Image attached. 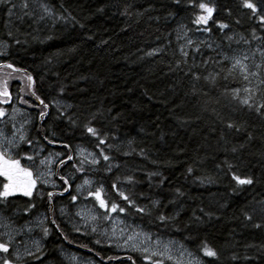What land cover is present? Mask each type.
<instances>
[{
  "label": "trees",
  "instance_id": "16d2710c",
  "mask_svg": "<svg viewBox=\"0 0 264 264\" xmlns=\"http://www.w3.org/2000/svg\"><path fill=\"white\" fill-rule=\"evenodd\" d=\"M41 2L52 7L51 22L23 15V0L0 5V41L9 45L7 55L0 56V62L11 63L31 74L38 95L48 105L50 102L54 105L47 122H36L34 136L54 133L55 139L71 144L72 148L83 145L96 150L95 138L82 125L88 114H102L96 126L110 134L109 143L114 145L110 154L114 157L113 163L120 166L111 174L102 170L92 174L104 183L107 198L123 204L110 185L116 176L132 174L140 183L123 187L138 203L143 205L156 198L162 201L160 209L151 216L129 212L119 214L121 218L156 237L177 239L201 257L199 246L207 240L220 252V259L212 264H264V213L260 211L264 207V118L232 100L228 90L243 88L248 82L242 79L239 69L224 79L230 63L225 62L214 86L201 79L197 96L192 95L191 79L184 74L194 59L199 66L195 70L202 76L208 75L216 66L205 67L201 61L210 56L218 58L216 52L221 49L229 55L249 54V60L254 58L253 53L258 57L256 49L261 42L253 40L252 33L255 29L257 36H264V28L249 17L248 10L239 8V0H214L217 5L214 19L228 23L229 28L221 31L210 21L211 32L196 31L192 19L198 10L189 8L186 0L179 6L173 0ZM28 3V11H32L29 0ZM12 4L16 8L9 17ZM228 8L233 9L231 16L227 15ZM9 31L12 37L7 35ZM229 36L233 38L231 41L227 39ZM241 37L251 41V45ZM16 39L20 40L19 44L15 43ZM188 39L194 45L199 41L211 43L216 51L201 44L200 52L196 53L195 47L187 46ZM181 48L189 52L187 58L182 56ZM154 49H159V53L149 56ZM184 59L187 64L177 69V61ZM260 62L247 60L253 71L254 64ZM3 69H8L11 75H25L23 71L0 68ZM261 72L264 73V68ZM250 79L254 87L257 78ZM13 83L9 89L16 88ZM19 89L22 91L23 86ZM204 92L209 95L205 97ZM57 101L73 106L67 111L81 115V126H72L60 116ZM225 121H234L242 127L239 131L228 129ZM141 149L146 156L139 154ZM225 161L235 165L233 171L251 175L256 182L237 187ZM189 167L193 168L191 173L187 171ZM154 171L167 177L162 186H158L160 177H154L149 186L147 174ZM177 188L183 196H177ZM65 198L53 197L54 220L59 227L51 223L46 195L41 199L34 194L31 200L17 195L9 197L6 206L0 205V208L6 207V215L11 210L20 212L16 217L18 224L40 212L47 216L43 229H49L48 235H44L43 229L37 231L43 242L39 246L41 251H34L39 259L23 256L15 264H69L67 251L93 257L100 264H131L125 256L115 259L121 253L113 251L91 229L78 226L71 219H62L58 214L59 204L71 213L74 207ZM174 198L176 203L168 204ZM92 199L85 201L98 206ZM29 203H35L36 207L25 213ZM201 208L204 213H212L211 218ZM178 210L179 216L165 225L155 219L158 211L171 216ZM245 211L253 220L245 218ZM65 237L72 245L65 242ZM97 240L101 243L97 244ZM130 255L136 264H143L142 254ZM202 258L206 262L211 259Z\"/></svg>",
  "mask_w": 264,
  "mask_h": 264
},
{
  "label": "snow or ice",
  "instance_id": "6c2138e0",
  "mask_svg": "<svg viewBox=\"0 0 264 264\" xmlns=\"http://www.w3.org/2000/svg\"><path fill=\"white\" fill-rule=\"evenodd\" d=\"M35 3L39 4V7L42 9L43 14L37 15L34 11H28L29 3L28 0H23L22 8L25 10L23 15L33 17L36 16L38 21H42L46 16L53 15V9L47 3L41 2V0H34ZM176 5H181L185 0H173ZM5 3H11V0H0V5ZM187 6L192 9H197L198 11L194 12V18L192 23L196 26V31L211 32L212 29L209 27L210 21L215 25L219 30L223 31L229 28V24L214 19V14L217 11V5L214 0L211 2H205V0H186ZM62 6V5H61ZM239 8L248 10L249 17L255 20L262 28H264V0H239ZM16 8L15 4H12V7L8 9V15L11 17L13 15V9ZM103 11V9H100ZM127 9H125L126 14ZM227 15L231 16L233 9H226ZM63 18V17H61ZM73 19H75L73 17ZM239 23V21H237ZM83 27V25H81ZM9 37L13 36V33L9 31L7 33ZM229 41L233 38L231 36L227 37ZM244 43L251 45V41L244 39ZM252 39L258 40L261 42V45L257 47L256 51L259 52L260 56L264 58V36H257L255 29L252 33ZM16 44L20 43V40H15ZM216 51L213 48V44L207 43L204 41H199L195 45L191 39L187 40V46L195 47V52H200V45ZM9 45L6 41H0V56L7 55V48ZM231 45H229V48ZM159 53V49H154L152 52H149L148 55H156ZM182 56L187 58L189 52L181 48ZM253 57L255 53L252 54ZM216 57H208L206 60H202L201 63L207 67L208 65H215L216 67L212 72H209L208 75L202 76L199 71H196L199 66L195 63L193 59V64L188 68L184 73L186 77L191 79V89L192 95L197 96V84L203 79L205 83L215 85L217 78L221 75V70L225 64L228 62L231 64V67L228 69L227 73L224 75V79L227 80L228 76L232 75L236 69H239L240 75L244 81L248 82V85L243 88H234L228 91L231 92L232 100L238 101L241 108L246 109L250 113H255L257 116L264 118V73L261 72V69L264 68V59L260 63H255V71L251 70L250 66L244 61H247L250 57L248 54H242L241 56L229 55L223 49L219 52H216ZM181 64H187V59L179 60L176 63L177 69H180ZM3 66V65H0ZM8 68L13 69L14 65L8 63L6 65ZM250 77L257 78V83L253 87ZM27 80L30 82V92L29 95L34 96L35 100L39 102L40 105H43L44 110L40 111L39 118L41 122L47 116L48 104L45 103L35 91V80L29 74L27 75ZM61 93L64 89L61 87ZM243 92L244 95L241 96L240 93ZM203 95L207 97L208 92H204ZM259 97V99H257ZM12 93L8 88L7 81H0V104L11 105ZM21 100L22 103L28 104L29 101L24 100L22 97H17ZM218 102V101H217ZM56 106L58 109H61L60 116L65 118L68 123L72 126H81V115L73 112H68L67 109H71L73 106L71 104L62 105L61 102L57 101ZM17 109L12 108L11 113L4 107H0V205L6 206L8 204V198L14 197L17 195H22L23 197H28L29 200L36 193L41 199L46 195L49 203L50 210L52 209V201L54 196H64L65 193H69L70 199L75 203L78 199L83 198L87 200L89 197L94 198L98 202L97 212L94 214L92 210L88 212H78L77 215L85 219L86 223L88 221H97L98 219L111 220L112 214H126L129 212H134L137 215L141 216H151L154 211H157L161 207V199H149V203L140 204L137 199L134 198L128 191L124 190V185H135L139 184L140 181L136 178L135 175H123L116 176L115 179L111 182V189L116 196L119 197L120 201L123 204L118 203L116 200L107 198V190L102 181H97L94 177L90 176V173L104 171L107 174H111L114 168H119L118 164L113 163L114 157L110 154L113 150L114 145L109 143L110 134L103 131L101 128L96 126V122L100 119L102 114L100 113H90L84 117L83 128L85 132L90 135V137L95 138V151H90L83 147H78L76 150H73L71 144L63 143L55 139V134H43L42 137H36L30 134V129L26 125H30L31 121H24L17 126L16 114ZM7 118V119H5ZM10 123V131H9ZM225 127L228 129L235 128L237 131L242 127L239 124H236L234 121H225ZM42 132V129L38 130ZM50 135L52 138H50ZM41 139L49 145L62 143L63 147L67 150V153H48L45 156L41 154L45 151L44 146L41 144ZM249 139H251V134H249ZM26 146V147H25ZM118 150V149H117ZM233 152L236 151L234 147ZM23 153V155H21ZM31 153V154H29ZM75 153V154H73ZM125 155H130V153H124ZM140 155L146 156L144 149L140 150ZM31 162L32 165H36L38 160L39 170L34 174L33 166H25L21 163V160ZM72 161V164L69 165L68 162ZM103 162V164H102ZM155 163V162H154ZM53 164L56 165V168H53ZM227 165L228 172L231 175L232 180L235 182L237 187L250 186L253 185L256 180L251 175H241L237 171H233L235 165L225 161ZM65 167L70 168L71 170L67 173H61L60 169ZM189 173L193 171L192 167L187 169ZM79 174L82 177V182L75 184V193L71 194L73 189V184L78 178ZM56 177V179H52ZM154 177H160L159 185L162 186L167 177H163V174L159 171L150 172L147 174V179L149 181V186L151 187L152 180ZM59 181L60 183H57ZM209 182H212L209 179ZM39 186V187H38ZM53 189H59L58 191H45L47 187ZM235 191V189H234ZM177 196H183L184 193L180 191L179 188L175 189ZM141 197L144 196V193L140 194ZM176 199L168 200V204H175ZM264 203V202H262ZM151 205V207L149 206ZM224 206V205H222ZM35 203H29L28 207L24 209L25 213H28L32 208H35ZM5 208H0V227L12 228L11 231L0 232V236L7 237L6 239H0V264H15V261L21 259V254L19 252V246L23 241H18L17 237L20 236L24 228L30 232L32 229L28 225H24L20 228L12 227V221L9 216L5 214ZM99 210H103L100 212ZM200 211L204 213V209L201 208ZM264 213V207L260 209ZM205 215L211 216L212 213H204ZM179 216V210L175 215H166L163 211H158L155 219L159 222L160 225H165L168 222L174 221L176 217ZM244 216L248 221L253 220V216L250 215L247 211L244 212ZM196 219H201V217H196ZM39 224H43V221L40 220ZM52 224H55L56 221L53 219ZM121 224H124L123 220H120ZM255 227H261L260 224H255ZM59 227V225H57ZM77 231L80 229L77 227ZM96 227L92 228V231L95 232ZM121 236H124L125 229H119ZM44 235L47 236L49 229H43ZM113 236L116 234V228L112 229ZM141 235L140 232L133 231L131 235H127L123 241V245L116 243V247L128 246L130 241H133L135 238H138ZM146 241H151L152 236L150 233H144ZM67 239V237H65ZM37 244L36 251L40 252L39 242H34ZM97 244L101 243L100 240L96 241ZM175 241H168L163 243L159 238L156 240V249L151 250L149 247L145 246L144 243L132 244L131 250L133 252H139L144 254L143 259L149 261L150 264H166V261L173 260V249L175 248ZM179 257L187 256L190 258L187 261V264H212L213 261H218L220 259V252L214 246L210 245L207 240L201 241L199 246V252L202 253V257L211 258L207 262L198 254H193L192 252L185 249L184 245L181 244L180 248L177 249ZM25 253L27 256H32L36 259H39L34 252L25 248ZM150 253V254H149ZM99 255V253H97ZM109 260L113 257H109ZM120 259V257H116ZM131 264H136L133 256L129 255L126 257ZM233 260L237 259L234 255ZM247 259V257H246ZM176 264H183V261L177 260Z\"/></svg>",
  "mask_w": 264,
  "mask_h": 264
},
{
  "label": "rangeland",
  "instance_id": "374dc122",
  "mask_svg": "<svg viewBox=\"0 0 264 264\" xmlns=\"http://www.w3.org/2000/svg\"><path fill=\"white\" fill-rule=\"evenodd\" d=\"M29 2H30V5H32V7H31L32 11L36 12L37 15L43 14V11L39 7L38 3H35L34 0H29ZM52 18H54V14L51 16L45 17V19L49 20L50 22L52 21ZM239 56H241V55H239ZM257 56L258 57L254 56V58H252L250 60H256V59L262 60V59H264L260 56L259 53L257 54ZM250 60L248 59V63ZM244 63H247V61H244ZM5 80L7 81L8 86L13 82H19L20 84H22L23 92L27 93L26 96H28V94H29V81L27 80L26 75H22V74H12L11 75V74H9L8 69L0 70V81H5ZM20 102H21V100H20ZM11 104H12V102H11ZM12 108H16L18 110L17 114H16V120H15L18 127L21 123H23L26 120L31 121V124L26 125V127H28V128H30V126L32 127V124L34 123L35 117H36V115H34L32 113V111H25L22 109L23 107H21L19 105H17V106L14 105ZM12 108L7 109L9 113H11ZM5 119H7V118H5ZM0 126H2V124H0ZM9 131H10V123H9ZM86 149H88V148H86ZM53 153H55V152H53ZM29 154H31V153H29ZM47 154H45V155H47ZM45 155L41 154V156H45ZM22 164H24L25 166H33L34 174L37 170H39L38 160H37L36 165H32V163L28 162V161H25V163H22ZM55 166L56 165L53 164L54 169H55ZM2 179L3 178H0V180H2ZM52 179H56V177H52ZM47 188H51V187L49 186ZM34 194L37 195L36 193H34ZM89 198L92 199L91 197H89ZM92 200L94 201V199H92ZM73 205H74V207H72V209H73L72 213L70 212L71 210L69 208L59 206V208H58L59 216L64 220L71 219L72 220L71 222L78 224V226H84V227H87L91 230L93 227H96L97 230L93 233H97V235L99 236V238L101 240L106 242L107 245L113 247V251L125 252L127 254L139 253V252H133L131 250V245L132 244H139L141 242L144 243L145 246L149 247L150 251L155 250L156 249V240H157V238H159L163 243H167L168 241H175L176 242L175 248L173 249V260L168 261L169 264H176L177 260H181V261H183V264H187V261L190 259L187 256V254H185V256H183V257H179L177 249L180 248V245L182 243L177 239L161 238V237H156L153 234H151L152 240L150 242L146 241L145 237H144V233H146V232L141 231L139 226H136L133 223L128 222L127 220L121 218L119 215H114L115 213L112 214L111 220L98 219L97 221H88L86 223L85 219L82 218L81 216H78L77 213L78 212H88V210L91 209L92 213L95 214L97 212L98 206L93 202H88V201L82 200L81 198L78 199L75 203H73ZM99 211L103 212L101 210H99ZM8 214L9 215H7V216H9L11 221H12V227L20 228V227H23L24 225L27 224L28 227H30L32 229L29 232L27 230V228H24L23 233L17 237L18 241H23V243L19 246V249H18L20 254H21V257L27 256L25 253V248L34 252L37 248V244L34 242H39V246L43 243L42 238L39 234H37V231L43 229V227L47 221V216H46V214L44 215V214H41V212H40L38 215L34 214L33 219L28 220L26 222H23L22 224H18L17 223L18 219L16 217L20 215V212L15 211V210H11V212H9ZM40 220L43 221L42 225L38 223ZM120 220H123L124 224H121ZM113 228H116L115 236H113V233H112ZM120 228L125 229L124 236H121L120 231H119ZM11 230H12L11 227L10 228L0 227V232H6V231H11ZM133 231L140 232L141 235L138 238H135L133 241H130L128 246L116 247V243H120L121 245H123V241L126 238V236L131 235L133 233ZM6 238L7 237L0 236V239H6ZM184 247H185V249L190 251L185 245H184ZM139 254H142V253H139ZM142 255H144V254H142ZM66 259L69 262V264H100V262L98 260L94 259L93 257H87V255H84L81 253L79 254L75 251H67ZM168 263L166 262V264H168ZM143 264H150V262L145 261L143 259Z\"/></svg>",
  "mask_w": 264,
  "mask_h": 264
},
{
  "label": "flooded vegetation",
  "instance_id": "af4514ba",
  "mask_svg": "<svg viewBox=\"0 0 264 264\" xmlns=\"http://www.w3.org/2000/svg\"><path fill=\"white\" fill-rule=\"evenodd\" d=\"M17 87H19V85L17 86ZM17 90V89H16ZM11 93H12V98H11V102H12V104H15V102L17 103V104H19L21 107H26L27 106V104H25V103H22V102H20V100L19 99H15V95L13 94L14 93V89H11V91H10ZM19 92V91H18ZM19 97H20V95H18ZM29 98H27L26 97V100L27 101H29L30 103H34L35 104V106H36V109L34 108V107H32L31 109H30V111H32V113L34 114L36 111H39V106L40 107H43V105H40L38 102H36L34 99H33V96H28ZM45 101V100H44ZM45 103L46 104H48V102H46L45 101ZM5 107H6V105H4ZM38 106V107H37ZM49 106H50V112H51V110H52V108L54 107V105H53V103H49ZM30 108V107H29ZM29 108H27V109H29ZM49 112V113H50ZM36 115L38 116V119H37V121H34V124H33V126H32V131H30V134L31 135H34V133H33V131L34 130H36V122H38L39 124H42V122H41V120H40V118H39V113H36ZM48 115L49 114H47V116L45 117V119L43 120L44 122H47L48 120H47V117H48ZM41 126H43V125H41ZM31 127V126H30ZM44 134H46L45 132H44ZM43 135V134H42ZM41 144L44 146V149H45V151L42 153L43 155H45V154H47V153H50V152H55V153H67V150L63 147V145H55V144H53V145H49V144H47V142H45V141H43V140H41ZM22 161V160H21ZM68 164L69 165H71L72 164V161H69L68 162ZM71 169L70 168H68V167H65L64 169H60V172L61 173H67L68 171H70ZM77 180H78V178H77ZM77 180L75 181V183L73 184V189H72V192H71V194H74V189H75V184H77ZM57 183H60L59 181H57ZM57 191L59 190V189H56ZM65 197L69 200V193H67L66 195H65ZM65 198V199H66ZM60 206V205H59ZM58 206V207H59Z\"/></svg>",
  "mask_w": 264,
  "mask_h": 264
},
{
  "label": "bare ground",
  "instance_id": "6f19581e",
  "mask_svg": "<svg viewBox=\"0 0 264 264\" xmlns=\"http://www.w3.org/2000/svg\"><path fill=\"white\" fill-rule=\"evenodd\" d=\"M30 129V131H32V127H30L29 128ZM22 163H25V160H23L22 161ZM50 209V208H49ZM52 212H53V209H52ZM41 231V230H40ZM116 252V251H115ZM116 253H121V255L120 256H118V257H121V256H128V255H130V254H127V253H125V252H116ZM115 258H116V256H115Z\"/></svg>",
  "mask_w": 264,
  "mask_h": 264
},
{
  "label": "water",
  "instance_id": "95a60500",
  "mask_svg": "<svg viewBox=\"0 0 264 264\" xmlns=\"http://www.w3.org/2000/svg\"><path fill=\"white\" fill-rule=\"evenodd\" d=\"M48 112V111H47ZM52 209H53V204H52ZM52 209L50 210V217L52 218ZM55 227H57V225L56 224H53ZM58 231H59V229H58ZM60 232V231H59ZM61 233V232H60ZM62 234V233H61ZM65 242H67L69 245H72V244H70V242L68 241V240H66L65 239Z\"/></svg>",
  "mask_w": 264,
  "mask_h": 264
}]
</instances>
